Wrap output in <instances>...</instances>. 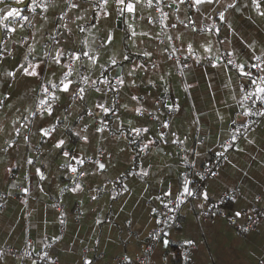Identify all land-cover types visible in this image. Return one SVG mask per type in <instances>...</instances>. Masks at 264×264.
Returning a JSON list of instances; mask_svg holds the SVG:
<instances>
[{"label": "crops", "instance_id": "0c3cea01", "mask_svg": "<svg viewBox=\"0 0 264 264\" xmlns=\"http://www.w3.org/2000/svg\"><path fill=\"white\" fill-rule=\"evenodd\" d=\"M51 2L57 6L46 14L37 9L40 15H34L24 9L23 5H16L15 0H4V4H0V7L21 8L23 15L29 16L31 21H19L24 27H18L12 34L11 42L8 43L12 55L6 61H0V73L11 70L17 61H22L28 53L27 45L37 49L33 55H41L45 45L51 43L49 35L56 36L62 43H66L70 37L73 42H77V46L87 36L95 46L102 41L105 32L110 31L115 37V44L107 51L98 49L103 55L101 63H106L113 54L121 59L119 53H131V60L122 61L120 67L115 69L117 73L126 74L134 63L146 65L144 70L136 69L134 72L132 78L136 80L137 87L124 89L123 99L117 97L120 103L128 105L127 110H120V120H133L137 126L143 124L151 129L149 139H156L153 134L159 133L158 122L150 119L137 121L134 114H131L134 104L131 95H139L148 105L158 109L154 115H160L161 120L165 115L157 103L158 98L162 95L170 96L177 100L180 110L171 118V127L166 136L175 133L170 139H181L184 142L176 144L157 140L156 144L141 151L140 139L129 144L123 139L112 138L111 132L107 140L97 134L93 146L82 145L72 137L67 150L73 153L82 150L81 154L105 163L106 169L81 181L83 191H64L61 194V188L74 186L68 178L69 174L59 167L64 160L55 153L50 143H40L37 126L30 125L31 130L26 133L36 145L32 151L14 133L12 121L19 116L21 118L17 123H25V108L31 103L27 99L31 94L25 92V86L30 83L31 87L37 89L36 94L41 95L37 84L26 78L12 81V78L0 75V100L5 105L0 107V126L4 128L0 132V148L5 147V141L10 136L19 142L14 151L10 150L11 155L0 152V247L48 253L47 263L35 264H81L83 258L92 260L93 264H113L118 257L129 254L139 256L149 232L157 224V211L153 213L152 209L158 210L163 201L172 200L168 193L178 195L184 177L187 176L193 182V187L208 188L209 199L188 198L178 212L181 226L164 231L169 235H162L147 264H175L173 249L185 251L183 241L189 238H195L199 245L195 250H188L191 256L188 264H264V223L248 233H242L240 227L244 222L243 216L235 224H230L224 217L207 219L202 216L208 202H217L223 196L229 198L225 215H234L235 211L246 213L252 205L264 208V199H254L264 193V118H260L255 126L237 139L235 146L226 154L227 160L220 158L217 153L223 151L222 142L227 141L232 127L245 119L238 116L243 109L237 100L240 98L239 89L246 80L232 66H212L213 56L225 54L226 48L234 51L232 59L236 63H253L255 60H250L249 54L261 55V50H264V17L258 15L250 0H239L241 10H229L226 14L232 28L220 25L221 34L218 37L214 33L208 34L213 52L204 53L196 44V55L201 57L200 62H196L186 47L189 42L195 44L191 29L185 28L179 21L191 18L199 20L201 25L219 22L216 10L221 9L220 4L201 6L197 12L187 3H179V0L174 5L172 0H164L163 10L169 16L161 24L159 13L147 7L138 6L136 14H127L122 18L118 10L111 6L110 0L111 16L97 23L96 28H91L94 9L90 5H94L96 0H77L82 7L71 11L65 7L63 0ZM227 2L230 0H222V3ZM61 10L69 13L71 18H65L64 22L72 29L63 36L57 35L59 29L55 28ZM45 15L48 16L47 20L44 19ZM78 15L84 19L76 20ZM78 24L91 28V31L80 33ZM129 24L137 34L134 37L128 30ZM166 25H175V28ZM161 32H165V41L162 43L158 40ZM168 35L182 36V40L167 41ZM32 36H35V40L31 39ZM198 43L203 44L205 41L200 40ZM173 47L178 51L172 53ZM166 48L168 51H165ZM144 51H151L153 55L146 59L142 55ZM177 55L180 56L179 60L175 58ZM152 64L158 65L157 69L153 70ZM105 75L112 77L113 73L107 70ZM161 76L165 79L161 80ZM149 80L153 84H149ZM187 84L193 87L185 91ZM234 95L236 99H233ZM106 102L101 99L100 93L94 91L89 93L86 100L88 106ZM65 103L66 98H62L56 115H64ZM79 105L80 102H77L75 111H83ZM48 122L58 123L55 120ZM98 122L97 119L96 124L91 121L89 123L95 127ZM64 123H58V127L63 129ZM77 124L82 125L83 121L72 122L73 131ZM143 143H147V140H143ZM101 152L107 155H100ZM29 156L34 158L35 167L44 171L48 177L46 181L39 180L35 167L24 163V158ZM185 157L190 164L185 163ZM10 160L13 163L19 161L22 166L8 173L5 169L11 166ZM210 161L217 162L218 178L206 179L199 186V175L193 173L200 174L201 169ZM85 167L89 171L94 170L91 163H86ZM142 169H146L149 175L143 178L121 177L117 181L121 173L127 175L129 171ZM124 184L128 191L113 198L112 193L120 192ZM38 186L43 191H39ZM89 186L93 191H90ZM24 187L30 189L27 195L22 191ZM234 188L239 196L236 201L230 199ZM96 189L99 190L94 191ZM93 195L96 196L95 200L91 198ZM98 219L100 223L96 222ZM164 239L170 241L167 247L164 246ZM0 264H33V261L21 260L14 254H4Z\"/></svg>", "mask_w": 264, "mask_h": 264}, {"label": "snow or ice", "instance_id": "6c2138e0", "mask_svg": "<svg viewBox=\"0 0 264 264\" xmlns=\"http://www.w3.org/2000/svg\"><path fill=\"white\" fill-rule=\"evenodd\" d=\"M65 7L71 10L78 9L82 7L77 0H63ZM177 0H172L174 5ZM179 3H187L189 7L195 8L197 12L200 11L201 6H211L213 3L221 5V9H217V15L219 17V22L213 21L210 25H201L199 20H192L191 18H186L185 20H180V24L185 28L191 29V34L194 37L195 44L189 42L186 44L188 52L195 57L196 62H200L201 57L196 55L197 46L203 50L204 53H212L213 45L208 42V34L214 33L217 37L221 34V26L224 25L227 28H232L231 23L227 20V15L229 10L239 12L241 9L238 6L239 0H230V2L222 3V0H179ZM250 3L257 10L258 15L264 17V0H250ZM0 4H4V0H0ZM16 5H23L24 9L29 10L34 15H40L37 12V9H40L42 13H48L50 9L56 7L57 5L51 0H28L25 3V0H15ZM164 0H145L142 3V0H111V6L118 10L119 15L123 18L127 14H136L139 7L153 8L159 13L160 23L163 24L164 20L168 19L169 14L163 10ZM110 0H96L94 5H90L94 9V14L92 20L94 23L91 24V28H96L97 23L101 22L104 18L110 17L111 12L109 11ZM205 10H207L205 8ZM65 18L70 19L68 12L61 10L60 20L55 24V28L59 29L57 35L63 36L65 32H71L69 24L65 23ZM44 19L47 20L48 16L45 15ZM84 18L81 16H76V20L80 21ZM155 20V17H152ZM23 20L25 22L31 23L29 16L23 15V10L19 7H0V46H2V51H0V61H6L12 54L8 50V43L11 42L12 34L17 31L18 27H24L20 24L19 21ZM187 21V22H186ZM173 27L175 25H166V27ZM77 28L80 33L90 32L91 28H86L83 24H78ZM128 30L131 31V36H136V32L132 29V25H128ZM39 31V30H37ZM144 35H147L146 33ZM31 39L35 40V36H32ZM50 44L45 45V50L41 55H33L37 52L36 48H33L31 45H27L28 53L25 54L22 58V61H17L11 70L4 71L0 73L3 77H10L12 81H18L21 78H26L31 82H35L38 86L39 93L37 95V89L30 86V83L25 86V92L30 93L31 95L27 97L31 101L29 107L25 108L27 115L23 116V119L26 121L23 124H18L17 121L21 117H17L16 120H13L14 133L16 137H20V141L29 146L30 151L34 150L36 145L30 141L29 135L26 134L29 132L30 125L37 126V134L40 136V143H50L55 153L64 160V163L60 164L59 167L65 169V172L69 174L68 178L73 181L74 186L71 188H61V194L64 191H70L72 193H77L83 191V183L81 181L86 180L88 176H94L99 172H102L106 169V164L101 162L99 159H93L92 156L87 154H81V152H70L67 150L68 143L71 141V138L74 137L76 140H79L82 145L93 146V142L96 139V135L99 134L105 140L108 139V134L111 132L112 138L116 140L123 139L129 144L136 143L137 139L141 140V151L147 150L150 145L156 144V141H162L164 143H176L182 144L184 141L181 139L172 140L170 137H174L175 133H170L166 136L164 129L171 127L170 120L164 119L161 120L160 115H154L158 109H155L153 106L148 105L146 101H143L139 95H131V101L134 102L131 114H134V117L137 121L150 119L154 122L160 124V132L155 135L156 139H149L148 134L151 132V129L144 126L143 124L134 123L133 120L121 121L120 120V110L128 109L127 104L120 103L117 97L123 99L122 92L124 89H134L137 87V82L132 77L136 69L144 70L146 65L143 64H133V68L129 70L126 74L117 73L116 68L120 67L122 61H130L131 53L124 54L119 53L118 55L121 59L117 58V54L109 56L106 63H101L103 59L102 53L98 49H104L107 51L111 46L115 44V37L109 31L105 32L102 41L93 45L87 36L83 40L79 41V46L77 42H73L70 37L66 43H62L60 39H57L56 36L49 35ZM173 40H182V36H167V41ZM200 40L205 41L203 44H199ZM17 43H22V41H17ZM251 47V44H249ZM165 51H168L166 48ZM178 49L173 47L171 49L172 53L177 52ZM225 57H221L218 54L212 58L213 67H228L232 66L237 71L238 75L246 80V84H242L239 89V99L237 103L243 111L238 113V116L248 117L253 114L264 118V50H261V55L249 54L250 60L254 59L255 63L240 62L236 63L232 56L234 51H228L225 49ZM143 57L150 58L153 53L151 51H144L142 53ZM31 56V59H30ZM221 64V61H225ZM179 62V61H176ZM158 65L152 64V69H157ZM111 70L113 75L111 79L109 76L105 75V71ZM255 70V71H253ZM77 77L78 79H74ZM161 80H164L165 77L161 76ZM8 81H6L7 86ZM149 84H153L152 80L148 81ZM103 86V87H102ZM193 87L191 84L185 86V91ZM96 92L101 94V99L107 101L106 103H94L91 106L86 104L87 96L90 92ZM111 94V95H110ZM62 98H66V103L63 108L64 115L61 117L56 115L60 109ZM7 99V97H4ZM233 99H236V96H233ZM77 102H80V107L83 108V111H75L77 107ZM160 104V107L164 108L169 117L174 116L179 110L180 106L172 100L167 101H157ZM255 106L253 108L252 106ZM3 100H0V107H4ZM11 107V105H7ZM97 112L100 114L97 116ZM71 117V121L69 118ZM111 118V119H110ZM98 119V124L95 127L90 126V121L92 124H96ZM223 120V117H220ZM49 120H55L58 123H64V128L61 129L58 127V123H49ZM76 120L83 121V124L75 125V131H73L71 124ZM235 124V121H233ZM242 127H247L243 121L241 122ZM43 125V126H41ZM23 129V131H22ZM114 129V130H113ZM4 131L3 126H0V132ZM240 128H234L233 131L229 134L228 140L222 142L221 147L223 151L217 153L220 158L227 160V153L230 149L235 146V142L238 139V134L240 133ZM70 133L71 135H68ZM118 133V135H117ZM142 138V139H141ZM143 140H147V143H143ZM18 141L9 137L5 141V147L0 148V152H6L11 155L10 150L14 151L18 147ZM100 155H107L105 152H101ZM10 165L5 169L6 172L12 173L14 170L22 166L19 161L13 163L9 161ZM24 163L32 165L35 167L34 158L31 156L24 158ZM86 163H91L94 166L93 171H89L85 167ZM185 163L190 164L191 162L185 157ZM35 174L39 177L40 181H46L47 176L40 167H35ZM149 172L146 169L140 171H129L127 175L121 173L117 177V181L123 177L127 179L128 176H140L141 178L148 176ZM193 175H199V180L203 182L208 177L218 178V173L212 168L206 169L202 174L193 173ZM90 191L91 186H89ZM39 191H43V188L38 186ZM96 189L94 191H98ZM24 194H28L30 189L28 187L22 188ZM128 191L126 184L123 185V188L120 192H113V198L116 195H123V193ZM10 195V193H9ZM172 196L171 204L172 207L168 208V205H165V208L168 209V213H162L164 216L163 221H158V223H163L165 226H169V221L172 225H175L179 216L173 215L177 212L181 205H183L188 198L199 197L202 200L207 201L209 199V190L206 186L201 188L193 187V182L184 177V183L182 189L179 190L178 195L176 193H168ZM93 200L96 199V196L91 197ZM159 199V197H157ZM233 201L239 199V196L233 189V193L230 197ZM256 200L264 199V193H261L259 196L254 197ZM202 207L204 205H201ZM153 213L157 209H152ZM253 212L257 219L261 223H264V212H257L255 209H250ZM64 215V213H60ZM245 217L248 221L247 227H242L241 231L248 233L254 230L256 221L252 219V216L243 213L242 211H235L232 223L235 224L241 217ZM100 223L98 219L96 221ZM63 223V221H61ZM161 235L167 236L168 233L156 232L153 234V240L159 241ZM169 240L164 239V246L169 245ZM185 246V251L181 252V256L185 261L191 260V256L188 250H195L199 241L195 238L185 239L183 241ZM151 253L146 249L143 256V260L147 262L149 260ZM4 256V252L0 249V259ZM48 253H44L41 259H47ZM141 257L134 256L129 254L127 256L118 257V264H136ZM35 264V261H33ZM81 264H93V261L88 258H83Z\"/></svg>", "mask_w": 264, "mask_h": 264}, {"label": "built area", "instance_id": "2783aa9c", "mask_svg": "<svg viewBox=\"0 0 264 264\" xmlns=\"http://www.w3.org/2000/svg\"><path fill=\"white\" fill-rule=\"evenodd\" d=\"M158 40L161 43L165 41V32H161L160 33V36H159V39ZM0 48H2V46H0ZM225 55L226 54H221L220 56L221 57H225ZM175 58L179 60L180 59V56L177 55V56H175ZM221 62L222 63H225L226 60L225 61H221ZM255 62L256 61H254L253 63H255ZM253 71H255V70H253ZM177 73H179V71ZM109 78L111 79L110 76H109ZM246 83H247V81H245L243 84H246ZM167 100H172L176 104H178L177 100L175 98L170 97V96L162 95V96H160L158 98V101H167ZM159 106H160V104H159ZM252 107L255 108L254 105ZM162 110L164 111V115H165L162 120H164V119L171 120V118L175 116L174 115L172 117H169L167 115L166 110L164 108H162ZM260 118L261 117L256 116L255 114H253L251 116H248V117H245V119H244L243 122L245 124H247V127H242V124L241 123H237V124H235L232 127L231 132L233 131L234 128H240L241 131L238 134V139H239L246 131H248L253 126H255L258 123V121H259ZM157 130H158V132H160V124L159 123L157 125ZM168 130H169V128L168 129H164L163 131L165 132V134H167L168 133ZM216 167H217V162L216 161H210V162H208L205 165V167L203 169H201L200 174H202L208 168H212L214 171H216ZM187 168H190V167L188 166ZM210 178H214V177H208L207 179H210ZM228 202H229V198L227 196L221 197V199L218 200L217 202H208L206 204V206L204 207L203 211H202V216L204 218H207V219L212 218L214 216L224 217L230 224H233L231 222L232 221V218H233V215H225V206L228 204ZM165 205H168V208H171L172 207L171 200H165V201H163L160 204V206H159V208L157 210V224L149 232L148 238H147V240H146V242H145V244L143 246L142 253L139 255V257H141V259L138 260L136 262V264H147L148 263L149 260L147 262H145L143 260V256L145 254V250L147 249L150 253H152L153 249L155 248V246L159 242V241L157 242V241H154L153 240V234L154 233H156V232H162V233H164V231L166 229H168V228H179L181 226V223L178 220H177V222H176L175 225H172L171 222L169 221V226H165V224H163V223H158V221H163L164 220V216L162 215V213H168V209L165 208ZM179 209L173 215L178 216ZM250 209H255L257 212H264V208H258V207H256V205H252ZM245 214L252 216V219L256 221V225L254 226V229L257 228L261 222H260L259 219H257L256 215L253 212H251L250 210L247 211ZM247 226H248V221L244 217V222L242 223V225L240 227V231H241L242 227H247ZM242 233H244V232H242ZM161 237H162V235H161ZM0 249L3 250L4 254H14V255H17L21 260H31V261H35V262H39V263H47L49 261L48 258L46 260L45 259H41V257L44 255L45 252L32 253V252H30L28 250L16 251L12 247H9V246L0 247ZM181 252H183V251L182 250H175V251L173 250V255L179 256L181 258V260L177 264H188V262L185 261L182 258L181 254H180ZM149 259H150V257H149ZM113 264H118L117 259H115V261H114Z\"/></svg>", "mask_w": 264, "mask_h": 264}, {"label": "trees", "instance_id": "16d2710c", "mask_svg": "<svg viewBox=\"0 0 264 264\" xmlns=\"http://www.w3.org/2000/svg\"><path fill=\"white\" fill-rule=\"evenodd\" d=\"M199 183V186L202 184V182L200 181V182H198ZM174 251L175 250H180V249H178V248H175V249H173ZM174 257H175V259H176V262H175V264H177L180 260H181V258L179 257V256H175V255H173Z\"/></svg>", "mask_w": 264, "mask_h": 264}]
</instances>
